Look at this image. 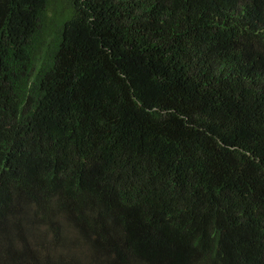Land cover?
<instances>
[{
    "label": "trees",
    "instance_id": "16d2710c",
    "mask_svg": "<svg viewBox=\"0 0 264 264\" xmlns=\"http://www.w3.org/2000/svg\"><path fill=\"white\" fill-rule=\"evenodd\" d=\"M0 264H264V0H0Z\"/></svg>",
    "mask_w": 264,
    "mask_h": 264
}]
</instances>
